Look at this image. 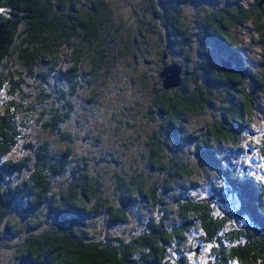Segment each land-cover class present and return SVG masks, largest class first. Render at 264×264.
Segmentation results:
<instances>
[{
	"label": "trees",
	"instance_id": "trees-1",
	"mask_svg": "<svg viewBox=\"0 0 264 264\" xmlns=\"http://www.w3.org/2000/svg\"><path fill=\"white\" fill-rule=\"evenodd\" d=\"M250 1L0 0V264H264Z\"/></svg>",
	"mask_w": 264,
	"mask_h": 264
},
{
	"label": "rangeland",
	"instance_id": "rangeland-1",
	"mask_svg": "<svg viewBox=\"0 0 264 264\" xmlns=\"http://www.w3.org/2000/svg\"><path fill=\"white\" fill-rule=\"evenodd\" d=\"M250 2V1H248ZM189 14L191 13V8H188L187 11H186V14ZM187 14V15H188ZM256 53V52H254ZM255 55V54H254ZM110 83H114V81H111ZM127 100V98H125ZM128 101H131V100H128ZM132 102V101H131ZM145 103V102H144ZM262 116L264 117V112L262 114ZM200 119L202 120L200 122ZM200 119H197L196 121H193L194 122V126L196 125H200L202 122H204V117H201ZM264 120V118H261L260 114L257 116L256 118V121L255 123L257 124V126L261 125V121ZM137 121H134V123H136ZM192 122V123H193ZM200 122V123H199ZM37 124V123H36ZM141 124V123H140ZM256 126V127H257ZM33 131L35 133H38L40 130H39V127L38 126H35ZM258 131V130H257ZM79 135L82 136V132L79 133ZM253 135H256L257 138H260L259 135H260V132L258 131L257 134H253ZM257 142V141H256ZM19 147V146H18ZM255 148H252V149H249V150H246L245 153H242V156H241V159H242V163H250L251 164V167H253L252 169H254L255 172H257L259 175H261L262 173V161L258 158H256V154H253Z\"/></svg>",
	"mask_w": 264,
	"mask_h": 264
},
{
	"label": "water",
	"instance_id": "water-1",
	"mask_svg": "<svg viewBox=\"0 0 264 264\" xmlns=\"http://www.w3.org/2000/svg\"><path fill=\"white\" fill-rule=\"evenodd\" d=\"M264 1V0H262ZM181 67L178 64H172L162 73L165 83L173 85L180 81Z\"/></svg>",
	"mask_w": 264,
	"mask_h": 264
},
{
	"label": "flooded vegetation",
	"instance_id": "flooded-vegetation-1",
	"mask_svg": "<svg viewBox=\"0 0 264 264\" xmlns=\"http://www.w3.org/2000/svg\"><path fill=\"white\" fill-rule=\"evenodd\" d=\"M248 1H250V0H248ZM251 3V1L250 2H248V4H250Z\"/></svg>",
	"mask_w": 264,
	"mask_h": 264
}]
</instances>
